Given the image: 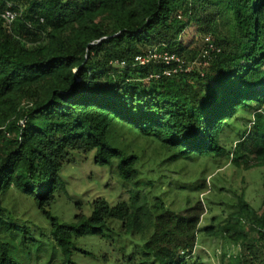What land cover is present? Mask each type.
<instances>
[{
    "label": "trees",
    "instance_id": "trees-1",
    "mask_svg": "<svg viewBox=\"0 0 264 264\" xmlns=\"http://www.w3.org/2000/svg\"><path fill=\"white\" fill-rule=\"evenodd\" d=\"M7 2L17 13L10 23L2 17ZM190 26L202 35L197 53L182 37ZM206 36L214 49L201 60ZM154 51L174 58L134 62ZM194 60L207 62L180 69ZM263 107L264 0H0V197L11 188L31 197L50 222L62 264H76L75 238L101 234L109 219L147 236L146 261L134 264H207L191 256L201 230L239 245L221 264H264V193L256 210L243 191L237 198L232 215L253 212L247 231H238L240 217L199 230L198 198L178 211L151 198L144 190L151 180L141 179L139 157L124 143L125 134L158 142L161 163L214 157L226 149L223 130L248 113L231 162L240 167L253 152L264 189ZM70 151L93 152L98 165L116 160L129 201L96 198L90 214L78 207L72 221H59L48 208L64 191L58 173ZM16 217L0 206V264H22L9 255V241L34 240Z\"/></svg>",
    "mask_w": 264,
    "mask_h": 264
},
{
    "label": "rangeland",
    "instance_id": "rangeland-1",
    "mask_svg": "<svg viewBox=\"0 0 264 264\" xmlns=\"http://www.w3.org/2000/svg\"><path fill=\"white\" fill-rule=\"evenodd\" d=\"M201 36L193 26L187 28L182 35L193 53L198 52ZM241 114L240 112L236 121L230 123L231 125L220 134V143L226 149L214 157L161 163L163 150L159 148L158 142L150 138L125 134L124 143L129 144V150L139 157L141 179L144 182L151 180V184H146L144 190L149 192L151 198L156 194V197L162 199L168 208L175 211L182 206L185 207L187 198L191 201H196L198 198L203 207L199 230L207 226H212L216 230L229 219L234 222L235 218L240 217L243 224L241 223L242 225L237 229L247 231L245 220L253 212L243 211L240 216L232 215L239 210L237 198L243 191L245 200L255 210L261 203L264 193L263 170L253 162L255 154L251 152L247 156V162L236 167L239 169H236L231 162L233 145L241 137L240 133L244 130V126H250L252 118L248 113ZM259 136H264V127ZM115 163L116 160L111 165H98L94 163L93 152L70 151L68 160L58 173L60 181L64 184V191L55 194L48 208L50 212L57 216L59 221L70 222L78 213V207L83 214H90L92 201L96 198H103L110 205L119 201L128 202V183L116 174ZM195 186L200 187L195 189ZM0 199V206L12 210L17 216L16 223L24 222L34 238L31 240L26 234L19 244L18 241H9V255L22 264H62L60 250L48 232L50 222L36 208L31 197L21 195L11 188L1 195ZM252 233V231L248 232L249 235ZM13 235L12 232L10 239L14 236L17 240L20 238L19 231ZM146 237L137 231L126 232L122 228L121 221L109 219L107 227L101 234L80 236L73 240L75 249L72 251L71 259L76 264L144 262L147 258L143 246ZM238 252L239 245L225 242L218 235L207 236L201 230L198 232L191 256L200 257L207 264H221L222 255L230 259ZM149 264H155L152 258Z\"/></svg>",
    "mask_w": 264,
    "mask_h": 264
},
{
    "label": "built area",
    "instance_id": "built-area-1",
    "mask_svg": "<svg viewBox=\"0 0 264 264\" xmlns=\"http://www.w3.org/2000/svg\"><path fill=\"white\" fill-rule=\"evenodd\" d=\"M12 4L7 2V8L5 9V11L2 13V17L8 22L10 23L14 18L15 16L17 15L16 11L12 10ZM205 42H206V45L204 47H202V54H201V60L202 59H205V57L207 56V54L210 52V51H213L214 49V44L211 42L210 40V37L209 36H206L205 37ZM216 48V47H215ZM216 50H218L216 48ZM174 56L173 55H170L168 54V52H164V53H158L156 51L154 52H151V53H147V54H141V55H137L134 57V62L137 63V64H146V63H149V62H152V61H159V60H162L164 62H169L171 59H173ZM176 60H178L177 58H175ZM207 61L206 60H203V61H200V60H194L193 62H190L188 64L187 67H183L181 66V70H185V71H189L190 68L192 66H194L195 64H200V63H203L205 64ZM116 64H118V62H116ZM120 66H123L125 65L124 62H120L119 63ZM162 74L164 75H169L170 74V71L169 70H164L162 72ZM161 75V72H157V73H150L144 80L145 81H148L150 80L151 78L153 79H157L159 78ZM19 124H21L23 126L24 124V120H21L19 121Z\"/></svg>",
    "mask_w": 264,
    "mask_h": 264
}]
</instances>
